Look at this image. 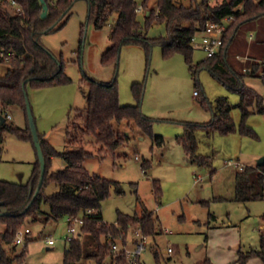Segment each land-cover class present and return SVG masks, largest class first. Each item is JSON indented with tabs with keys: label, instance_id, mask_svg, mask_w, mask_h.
Wrapping results in <instances>:
<instances>
[{
	"label": "rangeland",
	"instance_id": "374dc122",
	"mask_svg": "<svg viewBox=\"0 0 264 264\" xmlns=\"http://www.w3.org/2000/svg\"><path fill=\"white\" fill-rule=\"evenodd\" d=\"M155 3L156 0H150L151 5L156 6ZM88 14V2L77 0L64 25L41 37L45 47L62 58L64 71L71 81L27 85L39 133L58 151L66 148L69 131L75 132L83 126L77 115L87 106L83 90L86 76L102 82L112 81L117 76L122 105L138 103L133 84L143 85L142 111L153 119V133L164 137L163 144L145 134L132 120L116 124L127 139L115 155L101 157L95 136L85 134L83 137L86 149L92 153L86 158L85 167L91 173L120 182L123 188L122 193H117L113 187L111 195L102 201L104 220L115 223L119 212L153 213L156 228L153 234L144 232L146 244L140 256L141 264H198L205 259L214 264H240L239 251L247 252L260 246L264 197L250 201L236 199L239 171L236 163L252 166L264 157V112H259L255 106L247 117L246 125L256 136L241 133L242 116L238 107L231 111L235 131L223 134L213 129L209 125L213 112L202 99L214 102L226 96L231 104H237L241 99L239 93L228 88L207 68L198 71L196 84L185 56L178 52L164 57L160 45L152 48L150 58L142 45H124L117 65L103 63V53L112 43L110 35L116 16L97 27L94 20L88 19ZM148 31L153 36L166 33L161 24L153 25ZM200 37L199 34L196 43ZM228 58L239 69L251 61H263L264 17L239 28ZM192 59L196 64L206 59V53L196 46ZM6 70L7 64L0 63V76ZM245 82L261 94L264 104V79L249 75ZM2 107L0 102V110ZM5 109L11 114V118L7 117L8 124L28 128L27 112L22 106L10 104ZM187 128L195 132L197 153L205 157L204 163L190 159L178 140V135L185 134ZM3 148L0 178L27 182L38 159L33 139L7 131ZM64 166L61 156L52 157L51 171ZM156 187L161 189L160 193H156ZM57 189L56 182H48L44 192L50 194ZM42 210L49 212V204L44 202ZM25 228L31 232L25 235L24 243L9 245L15 247L17 253L25 248L24 264H65V251L70 243L67 216L47 222L27 217L19 230ZM135 229L136 225L130 226L116 239L120 248L130 251L137 248L142 236L137 235ZM4 230L5 225L0 222V232ZM50 237L54 238V244L47 243ZM8 252L14 254L10 249ZM254 261L261 259L252 256L248 264ZM113 262L111 256L104 260V264ZM78 264L99 263L89 258ZM127 264L132 263L128 260Z\"/></svg>",
	"mask_w": 264,
	"mask_h": 264
},
{
	"label": "trees",
	"instance_id": "16d2710c",
	"mask_svg": "<svg viewBox=\"0 0 264 264\" xmlns=\"http://www.w3.org/2000/svg\"><path fill=\"white\" fill-rule=\"evenodd\" d=\"M15 1L16 4H13L12 0H0V50L6 52L13 50L16 53L10 61H0L7 64L6 72L0 76V102L3 104L0 113L6 118L4 122L0 119V161L4 150L5 132L13 131L21 137L33 139L30 122L26 129L7 123L5 107L19 104L27 112L26 92L27 85L31 82L42 85L71 81L64 71L62 58L53 55L42 43L41 37L64 25L77 0H44L48 5L45 17L42 15L43 0ZM86 1L89 6L88 19L94 20L97 27L108 23L116 16L110 35L112 43L103 53V63L117 65L122 47L128 44L142 45L149 58L155 45L161 46L164 57L182 53L193 70L196 84L198 71L207 68L223 84L241 96L237 104H231L226 96L218 97L214 102L202 99V103L213 112V120L209 125L223 134L235 131L236 124L231 111L238 107L242 116L241 133L256 136L246 125V120L255 106L259 112H264L263 97L246 84L245 77L251 75L264 79V61H251L239 69L230 63L228 52L243 24L264 17V0H189V3L184 0H156V6L151 5L150 0H144L142 5L146 11L144 24L138 19L137 0ZM18 7L22 12L17 10ZM231 15L235 16V19L223 33L220 50L193 64L195 48L193 37L202 33L207 23L225 22L226 17ZM161 23H165L166 33L157 37L149 36V28ZM85 82L86 88L83 90L86 92L87 106L77 115L83 126L79 129L75 127V132L69 131L66 148L58 151L40 133L47 159V169L40 192L35 196L41 173L39 157L34 162L27 182L0 178V202L2 207L10 212L8 215L0 216V222L5 225V230L0 232V264H24L25 248L17 253L15 247L10 248L9 245L14 242L17 231L27 217L47 222L63 216H82L83 223L79 234L69 241V247L65 251V264H78L82 259L89 258L104 264L108 256H111L116 264H127L124 252L112 251V244L116 239L133 225H140L147 234L155 232L156 218L151 212L133 215L119 212L115 223L106 222L102 214V201L111 195L113 187L117 193H122V185L100 174L91 173L84 165L86 158L92 155L84 145V135L95 136L101 157L115 155L116 150L127 139L117 129L116 124L125 120L134 121L145 134L155 138L159 144L165 142L162 135L153 133V119L142 111L143 85L133 84V92L138 103L122 105L117 76L109 82L86 76ZM178 140L184 145L190 159L205 162V157L197 153V139L193 129L187 128L185 134L178 135ZM55 155L64 159L65 166L58 171H51V159ZM144 165H147V161ZM48 182H56L58 189L46 194L44 187ZM160 192L161 189L156 187V193ZM263 197L264 164L239 169L236 173V199L250 201ZM44 202L49 204V212L42 210ZM259 241V248L247 252L239 251L240 264H248L252 256H258L264 264V232L260 234ZM9 249L14 254H10ZM156 257L158 258L157 253ZM138 264H141V259ZM198 264L214 263L210 259H205Z\"/></svg>",
	"mask_w": 264,
	"mask_h": 264
},
{
	"label": "built area",
	"instance_id": "2783aa9c",
	"mask_svg": "<svg viewBox=\"0 0 264 264\" xmlns=\"http://www.w3.org/2000/svg\"><path fill=\"white\" fill-rule=\"evenodd\" d=\"M12 2L13 4H16L15 0H12ZM17 10L19 12H22L21 8L19 7L17 8ZM136 12L138 15L144 12V8L141 4H138V6L136 7ZM233 19H235V16L231 15V16L226 17L225 22L207 23L205 30L202 33H200L201 37H200L199 43H196V41L198 40V35L193 37L192 42L194 46L195 47L197 46L198 48L203 50L206 53V58L217 53L223 44V33L228 27L227 22L232 21ZM15 56H16V53L13 50L8 51V52H6L5 50H0V61H10ZM263 61H264V58H263ZM5 114H6V117L11 118V114L8 111H6ZM236 166H238L240 170L244 168V165L238 162L236 163ZM67 221H68V232H69V235L67 236V240L71 241L73 238H75L79 234V229L83 223V218L82 216L70 215L67 217ZM29 233H30L29 228H25L24 230H18L14 242L16 244H23L25 241V235ZM135 233L137 235H141L142 238L140 241L137 242V248L133 251H130L127 248H124V249L120 248L116 242L112 244V251L113 252H116V251L124 252L125 256L132 264L139 263V260L141 258L140 256L146 244V235L143 232L142 227L136 226ZM47 243L50 245L54 244L55 243L54 238H51V237L48 238ZM171 251L172 249L169 248V252Z\"/></svg>",
	"mask_w": 264,
	"mask_h": 264
},
{
	"label": "water",
	"instance_id": "95a60500",
	"mask_svg": "<svg viewBox=\"0 0 264 264\" xmlns=\"http://www.w3.org/2000/svg\"><path fill=\"white\" fill-rule=\"evenodd\" d=\"M44 3V9H43V17H45L48 13V5L47 3H45V1L43 0ZM147 13H150V11H148ZM26 107H27V113H28V118H29V122H30V127H31V131H32V135H33V140H34V144L38 153V157H39V161H40V169H41V173H40V180H39V184L38 187L36 189L35 192V196L40 192V189L43 185L44 182V178H45V173H46V169H47V159L46 156L44 154V150H43V146H42V141L40 138V133L38 131L37 128V124L35 121V117L33 114V110H32V106L31 103L29 101V97H28V93L26 92ZM0 119L2 122L5 121V116L3 114L0 113ZM258 166H261L264 164V157H261L258 160ZM10 212L2 207V202H0V216L3 215H8ZM0 257H1V252H0Z\"/></svg>",
	"mask_w": 264,
	"mask_h": 264
},
{
	"label": "crops",
	"instance_id": "0c3cea01",
	"mask_svg": "<svg viewBox=\"0 0 264 264\" xmlns=\"http://www.w3.org/2000/svg\"><path fill=\"white\" fill-rule=\"evenodd\" d=\"M143 1L144 0H137V2L139 3V4H141V5H143ZM148 12V11H147ZM145 13H146V11H145V9H144V12L143 13H141V14H139L138 15V19L141 21V23L142 24H144V21H145ZM161 26L166 30V26H165V23H161ZM161 32V31H160ZM166 31H164V33H165ZM163 33V34H164ZM160 34V33H159ZM158 34V35H159ZM148 35L149 36H151V37H157V36H153V35H150V33H149V31H148ZM160 36V35H159ZM245 165V164H244ZM252 166H258V164H256V165H252ZM261 233L262 232H264V223H263V225H262V227H261V231H260ZM260 233V234H261ZM249 264H263V262H262V260L261 261H254L253 263H249Z\"/></svg>",
	"mask_w": 264,
	"mask_h": 264
}]
</instances>
